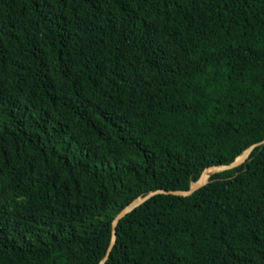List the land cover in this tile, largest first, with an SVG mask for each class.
I'll use <instances>...</instances> for the list:
<instances>
[{"label": "trees", "instance_id": "trees-1", "mask_svg": "<svg viewBox=\"0 0 264 264\" xmlns=\"http://www.w3.org/2000/svg\"><path fill=\"white\" fill-rule=\"evenodd\" d=\"M261 140L264 0H0V264H100ZM115 233L104 264H264V144Z\"/></svg>", "mask_w": 264, "mask_h": 264}, {"label": "water", "instance_id": "water-1", "mask_svg": "<svg viewBox=\"0 0 264 264\" xmlns=\"http://www.w3.org/2000/svg\"><path fill=\"white\" fill-rule=\"evenodd\" d=\"M264 144V140H261L253 145H251L247 150L244 151V153L239 156L233 163L228 164V165H211L209 167H206L200 177L190 186V188L188 190H156V191H151L148 194H146L144 197L142 198H138L136 200H134L132 203H130L128 206H126L124 209H122L117 215L116 217L113 219L112 221V236H111V240L108 246V249L106 251V255L104 257V259L100 262V264H104V262L108 259L111 250L113 248V245L115 243V239H116V226L118 221L123 218L127 213H129L130 211H132L134 208H136L138 205H140L141 203H143L144 201H146L147 199H149L150 197H152L153 195L157 194V193H169V194H173V195H178V196H189L192 193H194L196 190H198L200 187H202L208 178L209 173H214L216 171H222V170H226V169H230L233 167H236L238 165H240L242 162H244L246 160V158L248 157V155L250 154V152L252 151L253 148H255L256 146L262 145Z\"/></svg>", "mask_w": 264, "mask_h": 264}]
</instances>
